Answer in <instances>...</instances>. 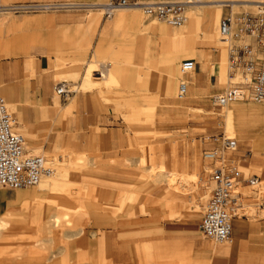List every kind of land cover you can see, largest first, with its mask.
I'll return each mask as SVG.
<instances>
[{"label":"rangeland","instance_id":"1","mask_svg":"<svg viewBox=\"0 0 264 264\" xmlns=\"http://www.w3.org/2000/svg\"><path fill=\"white\" fill-rule=\"evenodd\" d=\"M185 1L187 0H139L138 3ZM224 1L234 0H203L201 4H194L199 6L194 8V12L200 16L212 13L219 16L218 23L214 26L217 34L208 35V26L203 23L202 31L188 35L185 44L183 36L179 41L171 43L162 40L160 35L143 29L145 32L142 33L143 47L141 46L140 53L142 60L143 56L144 58L150 56L153 45L158 46L160 56L164 59L162 74L156 80L143 75V80L137 81L135 69L129 67H134L135 55L127 53L125 56L123 53L120 56V41L117 36L126 32L125 27H113L112 31L101 32L100 42L107 43L100 52L98 64H94L96 66L88 73V78L93 83L83 85L88 63L96 62L94 60L97 50L96 38L99 25L105 17V12L90 10L87 6L95 3L107 5L110 0H0V10H8L10 6L69 3L66 7L55 10L34 12L18 10L0 15L3 23L0 26V97L9 104L18 124L16 129L26 139L27 149L36 148L41 156L52 160L56 169L54 176H58V180L52 186V189L57 188L56 190L46 193L42 200L30 204L20 213L17 209L12 210L11 226L2 236L0 235V264H112L105 259L104 236L110 227L109 223L102 224L104 228L100 223V227L95 229L96 232L93 230L89 232L87 227L98 225L93 223L94 220L95 222L123 220L128 223L127 229L133 231L134 221H140L143 217L144 220H148L149 234L158 223L167 220H187L199 228L211 190L208 182L210 163L203 158V152L210 148L211 142L208 138L221 134L219 131L222 128V133L225 131L228 136L239 140L236 133L238 123L236 111L240 108L243 116L252 115L255 106L234 103L220 109L209 102L207 108L194 109L188 103L198 94H189L186 100L179 101V110L189 112L190 116L175 118L178 121L174 122L169 130L159 132L156 131V124L160 126L164 124L162 122L164 117L157 116L156 110L165 104V100H176L181 78L180 64L185 60L197 61L199 56L203 57L209 72L215 74L216 88L220 90L227 88L228 46L221 41L219 24L227 16L244 13L257 15L259 10L246 8L250 7L248 5L254 6L253 3L242 6V2L235 3L236 8L219 7ZM74 16L81 17L63 27L60 25L58 18L66 17L71 21ZM145 18L149 27L154 28L156 25L158 28L165 27L168 31H179L155 18ZM94 19H96L94 25L89 27ZM34 42L42 45L41 53L31 50L30 46ZM43 54L54 60L52 61L55 70L54 86L66 80L71 91L99 92L100 96H92L93 100L111 105L115 114L124 122L129 146L127 152L136 151L137 155L141 156L134 159V154H130L116 162L103 160L102 154L95 149V135L105 131L100 126H92L91 131L82 133L81 137L70 129L57 131V126L62 122L71 124L72 112L77 109L74 104L78 96H70L67 100L58 96L56 92L54 96H30L33 91L31 80L36 77L37 59ZM174 55L179 57L176 64L170 61ZM3 65H10L16 72H21L22 79L18 84L22 85L19 88L16 84H7L2 80ZM102 65L107 66L110 73L105 72L106 78L99 80L101 77L95 71L104 72ZM71 67L77 68L78 77L66 75V71ZM81 81L82 84L79 86ZM9 95H12L13 101L17 103V109L11 105ZM20 122H24L23 129L19 128ZM86 140L88 148L91 147L92 150H89L88 155L78 153L77 146ZM164 151L173 159V167L167 165L171 171L175 169L176 162L178 169L186 173L188 181L199 174L196 178L199 180L198 183L191 184V192L175 190L174 195L158 176V172L164 168V164L161 165L159 162L160 155L166 156L167 163L168 156ZM197 157L200 160L199 170L195 165ZM83 162L85 164L82 165ZM108 169L124 173L122 178L125 179L102 180ZM240 169L248 176L253 174L251 170L242 166ZM62 171H65L63 177ZM79 177H82L80 182ZM40 187L38 185L20 190L0 188V217L16 207L19 191L29 190L41 194ZM77 190H80V193ZM4 193L7 195L6 200ZM79 194L88 196L82 197ZM242 194L250 201L246 207V214L250 218L258 215L264 217V211L254 207L256 196L253 190L246 188ZM57 205L79 209V213L73 217L71 228L64 226L57 229L44 228L53 226L47 222H54L60 216ZM155 220L158 222L154 223ZM80 229L84 231L81 239L76 240L77 236L68 239V236L76 235ZM46 233L51 234L49 236ZM199 233L203 237L201 231ZM48 236L52 237V245L40 250L37 247L38 241L45 240L44 238ZM88 236L94 239V245L87 246L82 243ZM134 236V233L127 235L128 238ZM207 243L211 250L208 252L206 264H225L227 254L223 253V250L228 249L230 244L215 243L208 239ZM46 249L49 250L45 251ZM51 255H55L54 260L46 261ZM138 259L139 264H151V248H139ZM188 264L199 263L191 261Z\"/></svg>","mask_w":264,"mask_h":264},{"label":"crops","instance_id":"2","mask_svg":"<svg viewBox=\"0 0 264 264\" xmlns=\"http://www.w3.org/2000/svg\"><path fill=\"white\" fill-rule=\"evenodd\" d=\"M81 16H74L71 21H68L66 17L58 18L60 25L63 27L70 24L76 18ZM95 20L89 25L92 27L95 23ZM15 26V23H14ZM123 26L126 29V32L123 35H118L119 38V54L122 56L124 53L127 56L135 55L136 60L134 61V67L129 66L130 69H135V75L137 81L143 80V75L148 76L149 78L156 80L162 74V63L164 61L163 57L160 56L159 48L157 45H153L150 50V56L144 58L141 57V46H142V33L145 32L143 29H148L160 35L162 40H168L171 43H175L171 38L168 32L162 27L154 28L149 27L147 19L142 12L136 10H118L116 14L111 19L104 17L102 22L99 25V30L96 38V45L94 54V60L96 62L90 61L88 67L85 69V75L83 77L84 83L89 85L93 83L88 78V73L91 68H94L98 64L100 52L103 50L106 41L100 42L101 32L106 33L112 31L113 27ZM150 29H149V28ZM147 30V31H148ZM114 36V35H113ZM114 38H116L114 36ZM129 44V45H128ZM129 46V49L127 47ZM143 47V46H142ZM32 51H39L41 53L42 45L37 42H34L30 46ZM29 48V49H30ZM140 54V55H139ZM12 55V54H8ZM178 56H175L170 61L174 64L178 61ZM53 59H50L49 56L43 54L38 56L37 59V69L36 77L31 80V85L33 91L30 93V96H54L55 86H54V72L55 70L52 67ZM196 69L192 75L186 76V79L189 82V91L188 95L184 100L187 99L189 94H198V96H193L188 104L191 105L194 109L207 108L208 103L211 102V98L220 93L222 90L216 88V79L215 74L210 73L207 64L204 62V58H198L196 61ZM110 67V66H109ZM104 72H99L101 77L99 80L105 79V72L110 73V70L107 66L102 65ZM2 80L7 84H16L19 88L22 84H18V81L22 79L21 72H16L12 69L10 65H3L2 68ZM93 71V73H95ZM66 75L72 77H78L79 73L77 68L71 67L66 71ZM96 75V74H95ZM62 82H67L66 80ZM215 82V83H214ZM81 83L79 86H81ZM69 87V85L67 84ZM71 96H78V99L75 102V107L77 109L73 110V118L71 124H64L62 122L57 126L59 132H63L65 129L78 134L84 132H90L92 126H100L105 131L101 134H96L95 140V149L96 152L102 154V158L105 161H119L122 158L127 157L130 154H134V159L141 156L137 155L136 151L134 153L127 152L128 146V136L126 132V127L124 122L120 117L115 114L114 108L111 105L102 104L93 100L92 96H100L99 92H75ZM9 99L12 102L11 105L17 109V103L13 101L12 95H9ZM179 100H165V104L161 105L156 110V115L164 117L161 126L156 124V131L160 130H169L173 123L177 122L178 117L190 116V113H185L184 110H179L180 104ZM164 102V101H163ZM168 102V104H166ZM238 104V103H236ZM244 105L253 104L254 110L253 114H247L243 116V113L240 112V108L236 113L238 114V120L236 125V133L239 135L238 140V150L231 154L229 158L238 163L243 168L252 171V176H256L261 180H264V103L257 104L253 102H244L239 103ZM19 128H24V122L19 123ZM222 129V128H221ZM220 129L219 133H222ZM89 135H87L88 138ZM160 145V144H157ZM210 148L213 146L209 143ZM78 153L89 154L88 140L83 143H79ZM36 149V148H32ZM166 149V148H165ZM164 149V150H165ZM38 150V149H36ZM32 154V150H28ZM167 154V163L164 162V168L170 172L173 167V159L171 155L164 151ZM166 157V156H165ZM196 168L200 169V160L197 157ZM85 162L82 163V165ZM174 162V167H175ZM169 167H168V166ZM183 172V171H182ZM185 173V172H183ZM65 173L62 174V177ZM124 173H120L118 170L108 169L104 173L105 180H114L121 181L125 178ZM186 174V173H185ZM58 178L56 179V181ZM79 182L82 180V177L78 178ZM168 187V186H167ZM169 188V187H168ZM55 189H42L40 188L41 194L33 191H19L16 207H13L11 210L17 209L18 212H22L32 203H37L45 197V194L52 192ZM170 189V188H169ZM84 190H86L84 188ZM173 191L175 195V190ZM246 190L245 187L239 185V188L236 190V194H242ZM80 193V190H77ZM82 197L88 195L79 194ZM156 195V194H155ZM7 196V195H6ZM4 193V200H6ZM59 217L54 220V222H47L48 225L45 226V229L51 228H60L64 226L65 228H71L73 226V217L78 214L79 209H75L72 206L57 205ZM138 211V210H136ZM264 211V210H261ZM18 213V214H19ZM95 217H93L94 219ZM98 219V217H97ZM157 223L158 221H153ZM98 225L93 227H87L86 229L90 232L100 227L104 223H109V228L106 231L105 239V259L110 261L112 264H139L138 259V249L151 248L152 260L151 264H180L198 262L199 264L207 263V255L211 250V246L208 245L207 239L202 237L199 233L200 229L192 224L191 221L187 220H167L158 223L151 234H149V223L148 220H144L143 217L140 218V221H134L133 231H129L127 228V222L123 220H111L94 222ZM104 228V225H102ZM83 229H80L76 235L68 236V239H74L77 236L76 240L83 237ZM129 233H134L133 238H128ZM50 236L51 233H46ZM140 235V236H139ZM44 238L45 241H50L52 245V237ZM42 240V239H41ZM82 243L87 244V246L94 245L95 241L91 236H88L86 240H83ZM230 247L224 249L223 253H226L225 264H264V217L256 216L253 218L247 217H238L233 221V239L229 243ZM43 250V249H40ZM46 249L45 251H48ZM54 260L55 255H51L46 258ZM164 258L166 260H164Z\"/></svg>","mask_w":264,"mask_h":264},{"label":"built area","instance_id":"3","mask_svg":"<svg viewBox=\"0 0 264 264\" xmlns=\"http://www.w3.org/2000/svg\"><path fill=\"white\" fill-rule=\"evenodd\" d=\"M139 0H110L106 18L115 8L137 6ZM49 7L28 6L27 8ZM144 13L170 27L187 23L182 4L143 5ZM36 11V10H34ZM222 41L228 46L229 74L227 88L211 98L215 108L224 109L234 103H264V7L257 15L244 13L227 16L219 24ZM196 61L185 60L180 64L181 78L176 98L184 100L188 95L186 76L196 69ZM99 74V72H96ZM56 94L67 100L73 93L67 82L59 83ZM211 148L203 152L210 163V195L200 221L199 229L204 238L215 243H231L233 221L247 217L250 204L243 194L235 195L237 186L251 188L255 193L254 207L264 210V180L248 176L240 165L229 156L238 150V140L226 132L208 138ZM54 166L44 156L29 155L26 139L16 129V119L7 101L0 97V188L19 190L38 186L54 174ZM252 206V205H249Z\"/></svg>","mask_w":264,"mask_h":264},{"label":"bare ground","instance_id":"4","mask_svg":"<svg viewBox=\"0 0 264 264\" xmlns=\"http://www.w3.org/2000/svg\"><path fill=\"white\" fill-rule=\"evenodd\" d=\"M202 2H203V0H187L185 2H168V3H158V2L138 3L137 6H133V7H121V8L118 7V8H115V10L112 12V16L110 18H108V19H111L114 16V14H116L118 12V10H121V9L142 11L143 15L145 17H147L145 15V13H144V10H143V7H142L143 5L182 4L183 6L185 5L184 6L185 7V12H186V16H187V19H188L187 23L185 25L181 26V27H177L176 29H178L179 31H168V29H166L165 27H162V28L165 29L168 32L169 35L171 34V36L168 37V38H171L173 40H178L179 41L181 36L185 37V44H186L188 35H191V34L195 33L196 31H202L203 23H206L207 26H208V28H207L208 35L214 34V33L217 34V32L214 31V26H215L216 23H218V20H219V16L218 15H214L212 13V14H206L204 16H200V14H197V13L194 12V8H198L199 7L198 5H194V4H201ZM239 2L243 3L242 6H247V4H249V3L255 4L254 6L253 5H248L250 7H246V8L260 10L262 7H264V0L224 1L223 3H221V5H219V7L222 8V7L231 6L232 8H236L237 6H235L234 4L235 3H239ZM229 3H233V4L229 5ZM68 4H61V3L60 4H55V3L52 4L51 3V4H41V5H30V6H49V7H36V8H27L28 6H24V7L10 6V8H8V10H0V15L1 14L13 13V12H16L18 10H20V11H30V12H34V10H36V11H40V10H55V9H59L61 7H66ZM106 6H107L106 4H101V3L97 4V3H95V4L88 5L87 8L90 9V10H97L99 12H105V14H106L107 13ZM243 8H245V7H243ZM5 11H7V12H5ZM251 12H253V11H251ZM147 18H149V17H147ZM2 25H3V23L0 20V26H2ZM221 41H222V37H221ZM222 43L225 44L223 41H222ZM228 55H229V53H228V50H227V57H228ZM228 63H229V60H228ZM190 75H192V74H190ZM17 126H18V124H17V121H16V128H17ZM26 149H27V142H26ZM30 150H32V154L29 153L28 149H27V152H28L29 155L41 156L40 155V151H38L36 149H30ZM165 160H166V157L164 155H160L159 162H160L161 165L164 164ZM49 161L54 166L55 163L52 160H49ZM196 164L198 165V162ZM54 170H55L54 171V174H55L56 169H54ZM63 173H65V171H62L61 176H62ZM54 174L51 177L44 179L39 184V186H41L40 187L41 190L42 189H52V186L56 183V179L58 178V176L56 177V176H54ZM158 176L162 179L163 182H165L167 184V186L170 189L177 190V191H180V192H183V193H187L188 191L191 192L192 191L191 190V188H192L191 184H196L199 181V180L196 179V178H198L199 174L193 176V178H192L193 180L191 179V181H188L187 175L178 169L177 164H175V169L172 172L166 170L165 168H162L158 172ZM194 178H195V180H194ZM238 188H239V186H237L234 189V194L236 196L239 195V194H236V190ZM12 218H13L12 210L7 211V213L5 215L0 217V235L1 236H2V234H4L10 228L11 222H12ZM50 243H51V240L50 241H45V240L42 239V240L38 241L37 247L39 249H44L45 246L49 248L50 247ZM51 259H48V261H50Z\"/></svg>","mask_w":264,"mask_h":264}]
</instances>
